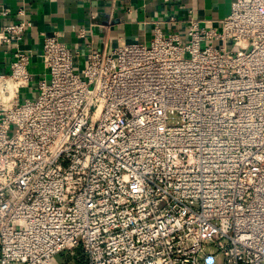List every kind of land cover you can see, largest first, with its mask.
<instances>
[{"label":"built area","instance_id":"1","mask_svg":"<svg viewBox=\"0 0 264 264\" xmlns=\"http://www.w3.org/2000/svg\"><path fill=\"white\" fill-rule=\"evenodd\" d=\"M30 26L0 28L17 44L0 72V264L75 248L78 264H264V0L82 67L45 35L37 80Z\"/></svg>","mask_w":264,"mask_h":264},{"label":"crops","instance_id":"2","mask_svg":"<svg viewBox=\"0 0 264 264\" xmlns=\"http://www.w3.org/2000/svg\"><path fill=\"white\" fill-rule=\"evenodd\" d=\"M234 0H0V28L26 19L31 23L19 44L31 53L35 80L45 73L41 56L45 35H58L85 64L91 49H111L122 42L150 43L157 28L164 35H184L191 19L206 27L219 26ZM24 9V15L19 14ZM94 17V18H93ZM84 30L81 36L79 32ZM16 43L0 45V72L9 73ZM66 262L60 257L55 264Z\"/></svg>","mask_w":264,"mask_h":264},{"label":"rangeland","instance_id":"3","mask_svg":"<svg viewBox=\"0 0 264 264\" xmlns=\"http://www.w3.org/2000/svg\"><path fill=\"white\" fill-rule=\"evenodd\" d=\"M214 45L219 46V42H214ZM80 254V248H75L73 250H64L57 257H60L62 260L70 264H78V257ZM78 255V256H77ZM217 264H221V261H217Z\"/></svg>","mask_w":264,"mask_h":264}]
</instances>
